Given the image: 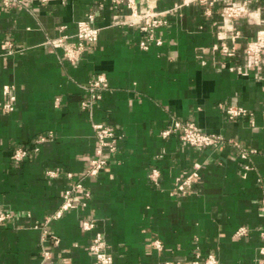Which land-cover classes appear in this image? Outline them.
<instances>
[{"label":"crops","instance_id":"obj_1","mask_svg":"<svg viewBox=\"0 0 264 264\" xmlns=\"http://www.w3.org/2000/svg\"><path fill=\"white\" fill-rule=\"evenodd\" d=\"M178 2L135 0L133 16L115 0H26L9 7L0 0V213L13 215L0 222V264L40 263L37 226L60 207L68 174L76 181L87 169L97 144L92 120L123 137L108 170L84 180L88 204L50 223L61 240L52 248L55 261L93 264V232L81 227L90 218L105 235L113 264H190L196 253H214L219 264H264V73L247 68L246 54L247 42L264 30V0H250L249 15L234 23L223 16L225 0L211 14L201 3ZM153 13L167 21L154 32L162 44L143 49L148 33L138 22H123L138 16L148 22ZM90 14L99 38L72 63L53 41H76L77 23ZM231 27L241 33L236 40ZM223 42L233 55L222 52ZM96 74L106 76L109 89L90 112L80 103ZM6 85L16 96L11 111L4 108ZM227 105L244 106L253 117L230 119ZM174 118L224 141L198 149L177 135L164 138ZM50 131L54 138L30 159H12L16 146L31 147ZM155 168L158 184L150 178ZM193 170L199 176L191 192L173 194ZM241 227L248 232L237 236Z\"/></svg>","mask_w":264,"mask_h":264},{"label":"built area","instance_id":"obj_2","mask_svg":"<svg viewBox=\"0 0 264 264\" xmlns=\"http://www.w3.org/2000/svg\"><path fill=\"white\" fill-rule=\"evenodd\" d=\"M26 0H3V4L6 7L11 6L12 3H23ZM38 2H50L53 0H29ZM117 3H125L128 8H131L133 16H136L135 0H115ZM220 0H179L177 7L187 5L193 2L201 3L206 8V13L211 14V10ZM226 5L223 10V16L231 23L235 22V19L243 18L249 15L248 4L250 0H239L238 3L233 0H225ZM147 16L134 17L133 20L124 21L123 24L134 25L138 22L140 30L148 33V38L140 41V46L143 49H148L151 43L157 45L162 44L160 38L155 37V30L167 23L164 17L158 16L156 13L149 14L150 20L145 22ZM100 27L94 24V16L90 14L85 20H81L77 23L76 41L68 42L66 39L60 38L54 40V43H59L64 46V57L72 63H76L87 43L96 41L100 35ZM230 38L236 40L241 36L239 30L231 27ZM225 39V37L223 38ZM9 53L15 52L13 43L6 42ZM255 45V48L252 46ZM220 49L222 52L233 55L234 49H231L226 43H222ZM247 54V68H257L260 72L264 73V30H259L256 37L250 39L246 46ZM87 91V96L81 101L80 107L83 110H89L90 112L94 108V104L97 100L102 98L103 92L109 89V82L104 74L94 75L83 86ZM5 94L8 97V101L4 104V108L7 111L14 109L16 96L13 93V87L6 85L4 87ZM226 114L230 119L253 117V113L248 108L241 105H227L225 107ZM92 128L97 139L94 155L90 158L89 165L82 176L74 181V175L68 174L70 180L68 188L63 193L62 203L60 207L53 213L48 214L44 218V222L39 226L42 230L41 244H40V256L41 261L39 264H63L55 261L53 257L52 248L57 247L60 244V238L51 233L49 225L53 220L61 219L64 214L80 206H86L91 199V191L84 185L85 179H96L103 172L107 171L109 166L113 163V160L118 152L119 142L122 139V135L112 127L111 125L101 122H94L92 120ZM161 135L164 138H168L173 135H177L181 141L187 143L190 146L198 149H205L215 147L223 143L224 138L220 134L205 132L193 121H184L180 119H172L168 127H166ZM54 138L52 131L45 134H39L34 144L30 146H16L12 153V159L15 162H22L30 159L34 154L41 150V144ZM247 153H244L245 157ZM50 177H57V172L48 171ZM199 173L197 170H193L189 175L179 178L173 194L175 195H187L191 192L193 181L198 178ZM151 180L158 184L160 179V171L153 169L150 173ZM13 215L11 213H0V222H6L11 219ZM81 227L85 231H92L93 237L89 246V250L93 256V264H113L114 257L108 252L107 242L105 235L97 230V223L94 219L84 218L81 222ZM248 232L246 227H241L237 230V236H244ZM264 237V232L262 233ZM154 246L161 248L162 243L160 240H155ZM264 252V249H263ZM164 264H185L182 261L168 260ZM190 264H219L218 257L214 253L207 254L204 258L199 253L191 260Z\"/></svg>","mask_w":264,"mask_h":264},{"label":"clouds","instance_id":"obj_3","mask_svg":"<svg viewBox=\"0 0 264 264\" xmlns=\"http://www.w3.org/2000/svg\"><path fill=\"white\" fill-rule=\"evenodd\" d=\"M252 47L255 48V45H253Z\"/></svg>","mask_w":264,"mask_h":264},{"label":"rangeland","instance_id":"obj_4","mask_svg":"<svg viewBox=\"0 0 264 264\" xmlns=\"http://www.w3.org/2000/svg\"><path fill=\"white\" fill-rule=\"evenodd\" d=\"M189 194V193H188Z\"/></svg>","mask_w":264,"mask_h":264}]
</instances>
